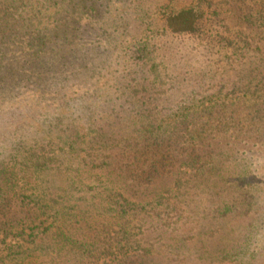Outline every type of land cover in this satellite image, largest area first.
<instances>
[{
    "label": "trees",
    "instance_id": "obj_1",
    "mask_svg": "<svg viewBox=\"0 0 264 264\" xmlns=\"http://www.w3.org/2000/svg\"><path fill=\"white\" fill-rule=\"evenodd\" d=\"M0 264H264V0H0Z\"/></svg>",
    "mask_w": 264,
    "mask_h": 264
},
{
    "label": "rangeland",
    "instance_id": "obj_2",
    "mask_svg": "<svg viewBox=\"0 0 264 264\" xmlns=\"http://www.w3.org/2000/svg\"><path fill=\"white\" fill-rule=\"evenodd\" d=\"M158 19H156L155 21H157ZM156 25H159V24H156Z\"/></svg>",
    "mask_w": 264,
    "mask_h": 264
}]
</instances>
